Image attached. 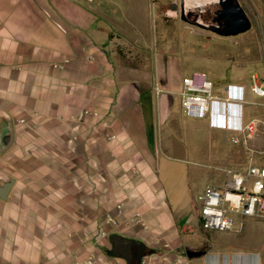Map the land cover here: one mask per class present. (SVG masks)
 Masks as SVG:
<instances>
[{
  "label": "crops",
  "instance_id": "crops-1",
  "mask_svg": "<svg viewBox=\"0 0 264 264\" xmlns=\"http://www.w3.org/2000/svg\"><path fill=\"white\" fill-rule=\"evenodd\" d=\"M124 2L0 0V146H8L0 152V193L10 184L0 195V264H69L119 204L124 219L141 213L146 227L122 234L144 242V256L157 264H264V246L248 241L264 234V219L248 218L240 231H204L198 201L194 214L186 199L170 198L177 179L194 171L248 166L247 148L239 159L221 143L264 117L226 98L256 95L247 84L209 77L208 58L158 53L149 75L123 64L114 28L128 17ZM191 76L211 80L222 99L206 118L181 106ZM195 157L203 171L183 164ZM223 178L209 179L197 195Z\"/></svg>",
  "mask_w": 264,
  "mask_h": 264
},
{
  "label": "rangeland",
  "instance_id": "rangeland-1",
  "mask_svg": "<svg viewBox=\"0 0 264 264\" xmlns=\"http://www.w3.org/2000/svg\"><path fill=\"white\" fill-rule=\"evenodd\" d=\"M239 1L251 18L252 27L237 35L222 36L196 24L198 21L212 17V13L219 9L216 4L208 3L200 9L193 6L197 4L196 0H187L191 11L188 12L189 10L186 9L188 21H185L181 18L182 0H127L128 5L124 7V2L123 9L126 10L128 17L118 21L116 19V28H114L122 63L137 67L145 75H149L156 69L158 53L181 58L186 53L192 56L194 61L208 58L214 61L206 67L203 66L202 70H205L209 77L218 81L231 78L241 87L247 84L251 93L253 77L258 76L264 80V0ZM254 98L256 100L253 102H250L251 99L248 97H234L229 101L226 98V101L251 105L259 116L264 117V98L257 95ZM237 108L238 105L235 111ZM262 122L263 125L254 138L256 150L254 158L256 163L264 165V121ZM221 147L232 152L231 155L239 159L243 154V147L248 149L243 143H233L232 135H225ZM197 159L195 157L190 163L183 164H192L203 171L205 166L197 163ZM3 164L7 168V160ZM214 176L219 180L224 175L218 171L210 172V175L194 171L187 180L184 178L177 179L178 182L175 180L178 188L176 192L170 194L171 200L186 199L195 214L198 189L209 179L211 181ZM127 228L122 226L113 233L122 234ZM248 241L251 245L262 248L264 234L250 235ZM99 246L102 254L111 256L112 243L109 238L103 239ZM102 254L99 253L103 258ZM120 260L122 263L126 261L122 258Z\"/></svg>",
  "mask_w": 264,
  "mask_h": 264
},
{
  "label": "built area",
  "instance_id": "built-area-1",
  "mask_svg": "<svg viewBox=\"0 0 264 264\" xmlns=\"http://www.w3.org/2000/svg\"><path fill=\"white\" fill-rule=\"evenodd\" d=\"M159 90V89H158ZM253 94L264 98V80L253 77L251 85ZM181 106L184 112L195 118H206L214 101L221 100L215 94L213 82L209 79L186 77L180 90ZM232 99L231 97L227 100ZM94 113L89 110L83 112ZM263 125L262 120L253 118L242 127L234 130L232 142L247 145L250 152L249 164L245 169L223 168L224 178L219 184H209L197 195V221L204 231H230L243 229L248 218L264 219V165L255 162V148L250 143L257 136ZM264 134V132H263ZM116 214L108 212L104 216V227L96 235L94 242L84 253H74L69 264H124L106 263L100 259L98 247L103 239L120 227L146 223L139 212L123 219L122 204L118 205ZM187 229H192L188 226ZM166 246L168 244L166 243ZM142 264H157L143 256Z\"/></svg>",
  "mask_w": 264,
  "mask_h": 264
},
{
  "label": "water",
  "instance_id": "water-1",
  "mask_svg": "<svg viewBox=\"0 0 264 264\" xmlns=\"http://www.w3.org/2000/svg\"><path fill=\"white\" fill-rule=\"evenodd\" d=\"M210 3L216 4L219 6L218 11L215 15V20L218 22L221 19H224V26L221 27L220 24L217 26L206 27L201 21H198L196 24L201 28L209 29L215 33H218L222 36H231L243 33L251 29L252 21L248 16L246 9L240 3L239 0H211ZM181 18L185 21H188L186 17V11L184 6V0H182L181 6ZM8 146L1 145L0 152L4 151ZM10 184H7L6 187L0 193L1 197H4L6 191L8 190ZM112 247L110 249V254L115 257H121L126 260L127 264H133V247L138 246L140 253L138 256V263L142 264V258L144 254L145 244L141 240L134 239L129 236L122 235L120 233H113L109 237ZM186 254L190 257L200 255V251L188 250Z\"/></svg>",
  "mask_w": 264,
  "mask_h": 264
},
{
  "label": "flooded vegetation",
  "instance_id": "flooded-vegetation-1",
  "mask_svg": "<svg viewBox=\"0 0 264 264\" xmlns=\"http://www.w3.org/2000/svg\"><path fill=\"white\" fill-rule=\"evenodd\" d=\"M190 11L191 10H189L188 12H190ZM217 11L218 10H216L215 12L212 13V17H209V18L205 19L204 21H201L204 25H206L207 28L211 27V26H217L219 24H220L221 27L224 26V19H221L218 22L215 20V15H216ZM188 12H186V13H188ZM133 253H134V255H133L132 262H133V264H137L138 263V256H139V253H140V249H139L138 246H134L133 247ZM142 254H145V249L142 251Z\"/></svg>",
  "mask_w": 264,
  "mask_h": 264
},
{
  "label": "bare ground",
  "instance_id": "bare-ground-1",
  "mask_svg": "<svg viewBox=\"0 0 264 264\" xmlns=\"http://www.w3.org/2000/svg\"><path fill=\"white\" fill-rule=\"evenodd\" d=\"M196 1H197V4H196V5H193V6H194V7H195V6H196V7H199L200 9H202L206 4H208V3L211 2V0H200V1L196 0ZM184 6H185V11H186V9H187V11L191 9V6L188 5L187 0L184 1ZM193 6H192V7H193ZM187 11H186V12H187Z\"/></svg>",
  "mask_w": 264,
  "mask_h": 264
}]
</instances>
